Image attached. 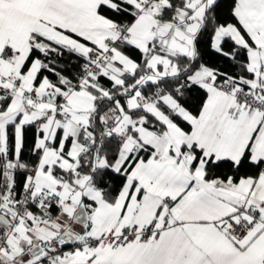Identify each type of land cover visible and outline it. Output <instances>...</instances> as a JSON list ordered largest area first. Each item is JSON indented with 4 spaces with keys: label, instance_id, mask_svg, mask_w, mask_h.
<instances>
[{
    "label": "snow or ice",
    "instance_id": "1",
    "mask_svg": "<svg viewBox=\"0 0 264 264\" xmlns=\"http://www.w3.org/2000/svg\"><path fill=\"white\" fill-rule=\"evenodd\" d=\"M0 264H264V0H0Z\"/></svg>",
    "mask_w": 264,
    "mask_h": 264
}]
</instances>
